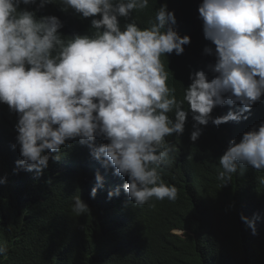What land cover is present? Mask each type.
Here are the masks:
<instances>
[{
	"label": "clouds",
	"instance_id": "9594fccd",
	"mask_svg": "<svg viewBox=\"0 0 264 264\" xmlns=\"http://www.w3.org/2000/svg\"><path fill=\"white\" fill-rule=\"evenodd\" d=\"M149 4L150 0H0V104L18 116V168L40 176L50 159H60L51 153L78 141L106 171L127 177L123 190L134 206L153 199L174 201L177 188L161 176L176 151L166 138L183 135L189 112L193 143L210 122L219 127L249 119L253 106L264 98V0H202L198 18L205 39L215 46L204 48L205 55L215 57V64L206 66L213 78L204 70L193 72L179 98L168 84L162 57L183 55L191 38L175 30L176 15L166 3L141 28L133 13ZM47 5L91 18L92 34L66 37L57 16L37 17ZM121 19L130 22L122 26ZM226 105V115L213 117L215 108ZM98 139L106 143L98 145ZM218 165L222 187L248 168L264 172V122L239 142L231 140ZM95 182L92 198L104 183L99 172ZM117 195L119 189L110 191L108 198ZM72 199L75 217L89 213L79 195ZM241 219L256 235L260 217ZM7 251L0 245V255Z\"/></svg>",
	"mask_w": 264,
	"mask_h": 264
},
{
	"label": "trees",
	"instance_id": "16d2710c",
	"mask_svg": "<svg viewBox=\"0 0 264 264\" xmlns=\"http://www.w3.org/2000/svg\"><path fill=\"white\" fill-rule=\"evenodd\" d=\"M165 3L175 12V30L191 38L183 55L162 57L168 84L179 98L193 72L204 70L213 78L206 66L215 64V57L205 55L204 48L215 46L205 39L198 18L202 0H150L149 8L133 13V19L147 27L155 9ZM61 7L47 5L37 17L57 16L66 37L92 34L91 18ZM23 8L35 10V6ZM126 22L130 21L121 19L122 26ZM229 110L227 105L218 107L212 115H226ZM248 115L239 124L202 126V135L193 143L189 112L183 135L166 138L176 151L161 176L177 188L176 199H153L137 207L123 190L127 177L106 171L78 141L51 153L60 159H50L40 176L18 168L22 158L15 130L18 116L0 104V245L8 249L0 255V264H264V172L248 168L234 174L225 187L217 180L218 161L229 142H239L245 132L264 122V98ZM97 172L104 183L92 198ZM117 189L119 195L109 199L108 193ZM75 195L88 205L86 215L75 217L71 212ZM257 215L253 235L241 216L251 220Z\"/></svg>",
	"mask_w": 264,
	"mask_h": 264
}]
</instances>
